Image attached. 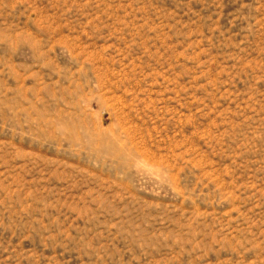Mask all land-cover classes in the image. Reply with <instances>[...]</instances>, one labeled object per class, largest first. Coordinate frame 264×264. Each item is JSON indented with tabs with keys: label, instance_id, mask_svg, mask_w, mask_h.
Instances as JSON below:
<instances>
[{
	"label": "rangeland",
	"instance_id": "obj_1",
	"mask_svg": "<svg viewBox=\"0 0 264 264\" xmlns=\"http://www.w3.org/2000/svg\"><path fill=\"white\" fill-rule=\"evenodd\" d=\"M0 264H264V0H0Z\"/></svg>",
	"mask_w": 264,
	"mask_h": 264
}]
</instances>
